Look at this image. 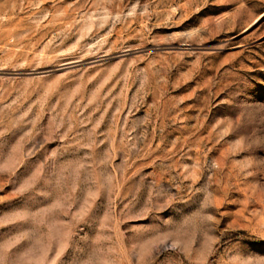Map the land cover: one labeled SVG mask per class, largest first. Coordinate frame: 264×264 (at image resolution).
Instances as JSON below:
<instances>
[{"label": "rangeland", "instance_id": "1", "mask_svg": "<svg viewBox=\"0 0 264 264\" xmlns=\"http://www.w3.org/2000/svg\"><path fill=\"white\" fill-rule=\"evenodd\" d=\"M0 264H264V0H0Z\"/></svg>", "mask_w": 264, "mask_h": 264}]
</instances>
